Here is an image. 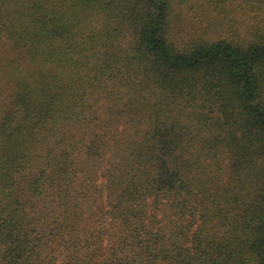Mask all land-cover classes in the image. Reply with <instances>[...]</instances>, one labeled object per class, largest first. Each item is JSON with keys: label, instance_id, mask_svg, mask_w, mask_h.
<instances>
[{"label": "trees", "instance_id": "obj_1", "mask_svg": "<svg viewBox=\"0 0 264 264\" xmlns=\"http://www.w3.org/2000/svg\"><path fill=\"white\" fill-rule=\"evenodd\" d=\"M231 1L0 0V264H264V0Z\"/></svg>", "mask_w": 264, "mask_h": 264}, {"label": "rangeland", "instance_id": "obj_2", "mask_svg": "<svg viewBox=\"0 0 264 264\" xmlns=\"http://www.w3.org/2000/svg\"><path fill=\"white\" fill-rule=\"evenodd\" d=\"M233 4H236V1L233 0L231 1ZM228 6V5H227ZM228 6V10L233 9V7ZM175 12L178 13L179 15V24H182L184 27H188L192 22H195L196 24L198 23V18H201L202 16H204V12L202 9L198 8V3L197 0H191L189 5L186 6H182L181 9H179L178 7L175 8ZM217 17H219L220 19L217 21H221V23L223 22L222 28L226 29V24H224L225 19L229 20L227 13L226 12H222L220 13ZM218 23L216 21H212V23H210L207 26V31L209 33V35L213 36L214 34H216V32L219 31L218 29Z\"/></svg>", "mask_w": 264, "mask_h": 264}]
</instances>
